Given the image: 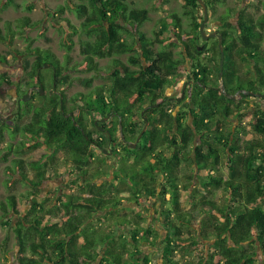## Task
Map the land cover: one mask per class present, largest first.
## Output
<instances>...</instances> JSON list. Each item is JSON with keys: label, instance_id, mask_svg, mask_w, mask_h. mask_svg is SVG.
Wrapping results in <instances>:
<instances>
[{"label": "trees", "instance_id": "obj_1", "mask_svg": "<svg viewBox=\"0 0 264 264\" xmlns=\"http://www.w3.org/2000/svg\"><path fill=\"white\" fill-rule=\"evenodd\" d=\"M204 2L223 26L222 85L218 40L213 39L209 46L198 42L202 20L195 12L197 0H183L181 14L173 12L159 19L152 39L141 29L150 20V8L135 6L129 0H70L67 9L81 20V25L77 28L69 19L56 17L63 26V62L51 49L33 47V40L23 51L13 46L12 35L32 28L30 17L7 21L3 29L0 27V43L8 44L16 59L26 54L34 58L32 62L23 60L24 79H28L24 85H35L32 81L39 75L47 91V81L39 71L49 65L51 74V94L42 98L39 105L24 104L20 117L28 120L22 125L2 126L0 142L5 140V131L11 139L1 151L3 160L8 162L15 155L6 167L7 174L18 175L31 186L27 195L34 196L39 193L49 167L57 169L58 156L66 153L72 161L65 159L64 164L70 163L82 181L77 195H59L46 202L34 199V205L23 217L15 195L1 202L2 218L12 212L19 219V264H153L144 245L152 246L159 238L158 232L146 224V216L137 209L142 207L143 195L157 198L158 174L167 180L161 187V201L164 206H172L163 213L168 218L163 264H258L259 255L264 256V110L257 107L253 115V132L258 138L245 139L247 131L242 125L248 115L244 99L249 96L245 92L264 94V0H251L243 8L228 7L223 14H218V9L226 5V0ZM7 4L19 8L14 0ZM251 8L255 14L249 11ZM59 9L63 14L65 7ZM27 10L32 11V7ZM184 19L188 21L186 28ZM125 35L132 38V43ZM159 35L175 36L171 40L177 39L184 51L175 52L166 38ZM75 36L79 38L83 58L76 63L78 67L83 72L99 74L97 60L111 59V77L106 85L96 86L86 94L68 97L62 92V106L60 97L52 93L54 83L57 90L71 88L76 82L89 88L95 79L72 77L61 69L63 64L69 67L73 63ZM134 37L138 38L139 51L135 50ZM132 52L136 54L129 61L135 65L134 70L117 58ZM204 53L207 54L200 61ZM205 59L208 64L203 63ZM190 60L199 61L192 64L197 84L190 91L191 105L187 107L193 121L191 125L179 121L178 133L173 135V115L159 101L172 85V78L180 74L179 66ZM7 63L0 54V65ZM11 75L10 71L0 70V102H6L8 87L15 84ZM239 91L242 98L234 101L232 97ZM72 105L74 109L69 108ZM108 110L119 116L115 131L130 133L127 140L140 137L141 143L135 150L124 148L125 155L119 158V170L114 174L116 183L113 180L99 186L96 179L106 172L90 168L95 154L89 152L92 144H97L91 126L95 118ZM143 113L155 118H149L150 128L144 132L145 123H139ZM185 116L188 113L182 114L183 119ZM229 122L242 124L235 130L228 128ZM196 135L201 140L198 145L194 144ZM18 136L21 138L16 141ZM166 145L171 152L174 148L170 156L165 154ZM26 155L31 156L27 160L22 158ZM223 162L229 171L227 177L219 174ZM205 171L208 173L201 185L195 186V178L199 181ZM6 185L10 187V181ZM221 189L227 191L224 201L216 198ZM182 190L189 194L191 211L181 207ZM133 203L137 211L124 206ZM123 228L129 231H122ZM197 244L202 248L194 254L192 248Z\"/></svg>", "mask_w": 264, "mask_h": 264}, {"label": "rangeland", "instance_id": "obj_2", "mask_svg": "<svg viewBox=\"0 0 264 264\" xmlns=\"http://www.w3.org/2000/svg\"><path fill=\"white\" fill-rule=\"evenodd\" d=\"M9 0H0V27L3 29L5 26V22L10 21L14 22L17 19L21 17H30L31 22L33 24L32 28H28L25 30V32H18L15 35H12L13 39V46H16L18 50L23 51L26 49L28 45L29 40H33V47H40L43 49H51L54 54L60 59L61 62L64 61V55H65V50L61 48V41L64 37V33L62 32L63 26L58 20H56V17H62V18H67L71 21L73 25H75L77 28L80 27L81 25V20L77 19L76 15L71 12L70 10L67 9V2L70 0H14L18 5L19 8H16L12 4H7ZM74 2H77V0H71ZM130 2H133L135 6H142V7H147L150 8L151 13H150V20H148L144 26L143 30L146 31L147 33L150 34L151 29L155 27L154 25L158 21L159 18L166 16L170 13L177 12V13H182L183 11V0H129ZM249 0H244L245 3H247ZM237 1L235 0V3ZM233 5L234 0H226V5ZM234 3V4H235ZM241 0L237 2V6H240ZM226 5L219 6L218 9V14H223L225 12ZM32 7V11H28L27 8ZM59 7H65V10L63 14H61V10ZM254 9L251 8L249 11H253ZM196 14L198 16V19L201 20L203 17V13L201 8L196 9ZM263 10L261 11V13ZM255 14V11H253ZM209 12V26L208 29L210 31L214 30H220L222 31L223 26L219 23H216V19L218 16H210ZM58 19V18H57ZM185 22V28L187 27V20L184 19ZM222 26V27H221ZM84 37V36H83ZM75 40V47L72 52V57H73V63L71 66H66L62 65V70L65 72H68L72 77H80L81 79H89L92 76H95L94 82L92 84V87L86 88L83 86L82 83L76 82L75 85L72 87L71 90L67 91L68 97L73 96L77 92H82V93H88L92 88L96 86H103L106 85L107 82H109L110 79V74L111 70L109 67L112 65V60L111 59H103V60H97L99 63V66L101 68L99 74H95V72H83L82 67H78L76 63H81L82 62V56L80 55V41L78 36L74 37ZM218 40V39H217ZM203 41V39H202ZM212 42V40H211ZM208 43L209 44H211ZM175 51H179L177 48L174 49ZM0 54L5 56L6 59L9 61L7 64H1L0 65V70H7L12 73L11 79L13 83H15L18 78L21 77V79L25 78L24 74L22 73V66H23V60L25 58L29 59L30 62L34 60L33 57L23 55L22 57H17L15 56V53H13V50L11 49L8 44L5 43H0ZM118 59L121 61L128 63L127 61V56L122 55L118 56ZM240 66H243L240 64ZM84 68V67H83ZM81 69V70H80ZM217 72V70H214V74ZM220 72V71H219ZM43 73L47 74L50 73L47 69H44ZM183 75L185 78L188 76V72L185 70H182L180 73ZM215 76V75H214ZM28 80V79H27ZM220 80V79H219ZM33 82V81H32ZM222 85V80L219 82ZM47 88L49 89V84H46ZM181 91V84L176 87L175 91H173L172 88L168 89L167 94H174V95H179ZM13 93V88L11 87L8 88L7 94L11 96L10 94ZM173 95V96H174ZM251 103V102H250ZM40 102L36 100L33 102V105H39ZM245 104H247V100L245 101ZM249 105V104H248ZM75 106H70V109H74ZM186 105L184 106L183 111L188 113V110L186 109ZM251 107L247 112L248 115L243 121V127L246 128L247 133L244 135L245 139H253V138H258V136L253 132V126L252 123L254 121V113H256L257 107H261L264 110V102L263 101H253L251 104ZM182 106L174 103V105H170L168 108L172 112L178 113L179 110H181ZM76 109V108H75ZM16 111V108L14 104L12 103L11 100L6 101V102H0V132L2 130L3 124H10V125H16V124H24L28 118L27 117H20V116H13V113ZM193 121V120H192ZM192 121L190 123H192ZM141 125H143V122H140ZM240 123L236 122H229L227 125L228 128H237ZM236 130V129H235ZM94 134H95V129H93ZM96 135V134H95ZM215 134H212L211 139L213 140ZM20 136L17 137L16 141L20 140ZM4 142H0V204L2 201H6L7 197L9 195H15L16 197L20 198V194L25 192L27 190V186L23 184H19L17 182H13L14 176L7 174L6 172V167L12 164V160L14 159V156H10L9 161L6 162L3 160L4 154H1V151H3V146H6V143L10 141V137L8 135V132L5 131L4 133ZM15 141V142H16ZM40 151H45L43 149H40ZM39 152V151H38ZM165 154L167 156H170L171 151L166 147L165 148ZM31 155H27L24 158L26 159ZM63 157V154H60L58 156V160L61 161V158ZM225 158V157H224ZM225 162L222 163V169L219 171V174H223L225 177L229 176V171L224 166ZM116 166V165H115ZM59 168L61 165L58 166ZM51 171V170H50ZM190 174L193 173L192 170L189 172ZM207 171L203 172V174L200 175V179L205 178L207 175ZM129 175V174H128ZM48 178L49 180L44 184L42 188V192L45 195L49 190H54L59 184L61 185L63 183V180H54V177H57V175L53 173L48 172ZM61 177H64L63 174H60ZM158 187H159V193L157 195V198L155 199H150L148 196L143 195V199L141 201L142 207H140L139 211L143 212V214L146 216V224H150L153 229H156L158 232L159 238L155 239V243L152 246L149 245H144V250L145 254H149V257L152 260L153 264H163L164 261V256H163V246H164V238L167 235L166 229H165V223L167 221V217L163 214L166 212V209L169 208L171 209L172 206L171 204L165 205L164 202L161 201V196H162V189L161 187L165 184L167 181L164 176H161L158 174ZM106 179V178H105ZM104 179V180H105ZM12 182L11 186L8 187L6 185V181ZM70 180L69 178L66 179L64 182ZM111 181L110 179H106L103 182ZM121 181V180H120ZM119 181V182H120ZM102 180L98 181V184L103 183ZM69 187L68 190L70 193L76 195L79 188L76 182L74 181L71 182L69 181ZM118 184V182H117ZM120 187H122L120 185ZM52 197L55 195V191H53ZM68 192V193H69ZM226 189H221L216 192V198L219 201H224L226 199ZM180 201H181V207L185 211H191L193 208L191 206L189 194L184 192L183 190L179 194ZM169 196H166V199H168ZM189 198V199H188ZM25 204L26 202L20 204V209L23 212L25 210ZM136 204V203H135ZM133 204H125L124 206L129 209H136V205ZM167 207V208H166ZM262 208L264 210V203H262ZM10 210V208H9ZM11 211V210H10ZM129 212V211H128ZM160 213H162L164 216H162ZM3 212L0 209V264H19L18 258H17V228L16 224L17 221L19 220L16 215H13L12 212L6 216V218H2ZM149 220V221H148ZM104 227L107 226V224H102ZM127 230L126 228H123L122 231ZM130 233V232H128ZM8 239L6 246H4V243ZM153 239V238H151ZM207 247L210 246V243H205ZM2 246V247H1ZM143 246V245H142ZM202 248V245L197 244L193 246L192 251L194 254L198 252ZM176 258L179 257V254H176ZM258 264H264V256L262 254L259 255L258 258Z\"/></svg>", "mask_w": 264, "mask_h": 264}, {"label": "flooded vegetation", "instance_id": "obj_3", "mask_svg": "<svg viewBox=\"0 0 264 264\" xmlns=\"http://www.w3.org/2000/svg\"><path fill=\"white\" fill-rule=\"evenodd\" d=\"M250 1L251 0H249L247 3H245L244 0H242V3L240 4V6H237V2L238 1L235 3V0H234L235 4L233 3V5H230L228 3V5H226L225 11L227 10L228 7H230V8H233V7H241V8H243L246 5L248 6ZM157 3H158V0H157ZM197 8H201V6L199 5ZM207 9H208V7H207ZM201 10H202V13H203V17H202L201 20L203 22L204 21V19H203L204 18V11H203L202 8H201ZM209 12H210V9H208V16H209ZM210 13H211L210 16L212 17L213 13L212 12H210ZM163 17H165V16H163ZM163 17H161V18H163ZM161 18H159V19H161ZM208 21L206 22V26H205V31H206L207 34H211V33H214V32H221L222 33V31H220V30L210 31L208 29V26H209ZM216 23H218V22H216ZM143 26L141 28L142 30H143ZM154 26H156V24ZM154 29H155L154 27H153V29H151L150 34L147 33L144 30L143 31L145 32L147 37L152 39L155 36ZM199 31H200V28H199ZM133 33H135V31ZM200 33H201V31H200ZM200 35H201V38L200 37L198 38V42H199L200 45H203V46L205 44L210 43L211 40L217 39L215 37V38H211L209 40H204L203 37H202V34H200ZM183 36L185 37V35H183ZM160 37L166 38V41L168 42V44L171 45L173 50L175 48H177L179 50V51H175L174 50L175 52H183L184 51L182 45L179 44V41L177 39H172L171 40V37L174 38L175 36H171L170 37V35L169 36L161 35ZM124 38L128 39L129 43H132V41H133L132 38L127 36V35H125ZM202 39H203V41H202ZM137 40H138V38L134 37V41H136V44L134 43L135 50L139 51V49L141 47H140L139 44H137ZM158 46H160V45L157 44V47ZM135 54H136L135 52H132V53H124V54H121L119 56H122V55L127 56L128 63H125L123 61H121V62L125 66H127L130 69L134 70V69H136V67H135V65L131 64L129 60H130V57L131 56H135ZM205 54H207V53H204L202 56H200V59H199L200 61H202V59H203ZM22 56H19V58L22 57ZM207 62H209V60L205 59V61L203 63L208 64ZM142 63H143V65L147 66L146 62L143 61ZM198 63H199L198 60L197 61H191L190 60L188 64L186 63L185 65L184 64L180 65L178 71L181 73L182 70H185L186 72L189 73L188 76L185 78L183 75L178 74L176 77L172 78V85L170 87H168V89L172 88L173 91H175L176 87L181 84L180 94L177 95V96L174 95V94L168 95L167 94L168 89H167L165 91V93H164V98L159 101V103H161L163 105V108L173 115V120L175 121V128H174L175 130L172 133L173 135H177V133H178V130H179L178 122L179 121L182 124L183 123H187V124L191 125L190 122L193 120L192 119V115L189 114V108H187V107L191 105L190 104V98H189L190 91L197 84V80H196V77H195L194 72H193L192 64L196 65ZM45 68L48 70L50 68V66L49 65H45ZM43 71H44V69L40 70L39 73L42 75V77L44 76L45 81H47V83L49 84V80H50V75L51 74L50 73H47V74L45 73L44 74ZM22 73L24 74V77H26L25 76V71L23 69V66H22ZM40 79H41V77L39 75H36V77L34 78V81H33V83L35 85L27 86V84L24 85V82L27 79H24V78L21 79V77H20L15 82V84L10 86L11 89L13 88V93L10 94L11 96H9L7 94V96H6L7 100L6 101L11 100L12 103L14 104L15 108H16V111L13 113V116H17V117L20 116L21 110L23 109V106H24L25 103L31 102L33 104V102H35L36 100H38L41 103L42 98H45L46 96H49V94H51L49 92L48 88H47L48 90L45 91V87H44V85L42 83H40ZM53 86H54V89H53L52 93H55V94H57L60 97L61 105L63 106V103H62L63 94H62V92H64V91L67 92V91L71 90L73 86L71 88H62L61 90H57L56 89L55 83H54ZM41 87H43V91H42L43 94L42 95H40ZM248 92H251V91H248ZM77 93H82V92H77ZM251 93L252 94H247V92H245V95L249 96V97L244 99V102L247 100V104L246 105L249 104L248 105V110L250 108H252L251 104H252L253 101H257L258 102V101L264 100L263 98H259L258 97V95H260L261 93H254V92H251ZM26 95H29L28 96L29 100L25 102V101H23V98L26 97ZM241 98H242V96H241V93H240V94H238L236 96V99L234 101H236L237 99H241ZM174 103L182 106L181 110H179L178 113L172 112L171 110L168 109L170 107V105H174ZM185 105L187 106L186 109L188 110V116H187V118L185 116L186 119L185 118L183 119L182 118V114H184V112H185V111H183V110H185L184 109ZM70 115H71V117H74L73 113H70ZM118 117L119 116L115 112H113L112 110H108L103 116L101 115L100 117L95 118L96 120L94 119L93 125L91 126V132L93 133V139H95L97 144H92V147H91L90 152H89L90 154L91 153L95 154L92 157V162L93 163H92L90 168H91V171L99 170V171H102V172H106V174H104V175L102 174V176L100 178L96 179V183L99 186L105 185V184L109 185L115 179L114 178V174L119 170V166H120L119 165V158L125 155L124 148L127 146L130 150H135L137 148V146L141 143V138L140 137L137 138V139H135V137H134V138H132L133 140H131V139L127 140V135L129 136L130 133L122 132L120 129L118 131H115L114 124L117 121L120 122ZM149 118H151L150 120H155V118L152 117V115L144 116V113L142 114V118H140V120H139V123L140 122L145 123L143 132L146 131L148 128H150V123L151 122L149 123ZM180 118L182 120H179ZM133 121L136 122L137 121L136 118ZM73 124L76 125V122L74 121ZM93 129H95V131L97 132V133L95 132L96 135L94 134ZM143 132H142V134H143ZM138 139H140V140L138 141ZM200 142H201L200 137L198 135H196L194 144L198 145V144H200ZM135 144H136V146H135V148H133V146ZM166 147L169 148V146H167V145L164 148H166ZM171 149H172V152H171V155H172L173 152H174V150H173L174 148H171ZM12 156H14V159H15V155H12ZM24 157L25 156H22V158H24ZM28 158L29 157H27L26 160ZM65 159H68V160L70 159V162L72 161V159L70 158V154L66 155V153H65V155L63 154V157L61 158V161H59L57 159L59 165H61L60 168L56 164H55V168H57V169H52L51 170V167H49L50 170H51V171L49 170V173H53V174L57 175V177H54V180H63V183L61 185L59 184L54 190H49L45 195L42 192V188H43L44 184L49 180V178L47 176L48 174L45 176V179L41 182L39 193L34 195V196H32V195L28 196L27 195V193L32 190L31 186H29L27 183H24L23 181H21V179L18 177V175H14V180L15 181H13V182H16V181L19 180L17 183L27 186V190L19 195L20 198L17 197V199H18V201L20 203L21 202L22 203L26 202L25 210L23 211L22 217L26 213H28V211L31 209V206L34 205V199L37 200L38 202H46L48 199L51 200L55 196H59V195L62 196L64 194L67 195L68 192H69V191H67L68 187L70 185L69 181H71L73 183L75 181L76 184L78 185V188H79V184L82 183V181L79 179V176L77 175V171L74 170V167H72L70 165V163H68V165L64 164ZM193 170H194L195 176H197L198 174H197L196 168L195 169L193 168ZM60 174H63L64 177H61ZM65 177H66V179L69 178L70 180L64 182ZM105 178L106 179H110L111 181L103 182V181L106 180ZM99 180H102L103 183L102 184H98ZM201 181L202 180L200 179V177H199V181H198V177H196L195 181H194V185L195 186L201 185ZM11 183L12 182H10V186L12 185ZM114 183H116V180H114ZM53 191L56 192L54 197H52V193H54ZM158 192H159V189H158ZM78 193H79V190H78L77 194ZM69 194H72V193L69 192Z\"/></svg>", "mask_w": 264, "mask_h": 264}, {"label": "water", "instance_id": "obj_4", "mask_svg": "<svg viewBox=\"0 0 264 264\" xmlns=\"http://www.w3.org/2000/svg\"><path fill=\"white\" fill-rule=\"evenodd\" d=\"M199 5L201 6V8L203 9L204 11V21L201 23L200 25V31H201V34H202V37L204 40H209L211 38H217L218 39V46H219V50H220V72H219V79L222 80V77H223V66H224V60H225V52H224V46H223V34L221 32H214V33H211V34H207L206 31H205V26H206V22L208 21V9H207V5L206 3L204 2V0H197ZM43 87H41V91H40V95L43 94ZM241 91H239L233 98V100L236 99V96L238 94H240ZM247 94H252L251 92H247ZM28 96L29 95H26V97L23 98V101H28ZM259 98H263L264 99V95L263 94H260L258 95ZM140 139H138L139 141ZM136 144L133 146V148H135Z\"/></svg>", "mask_w": 264, "mask_h": 264}]
</instances>
